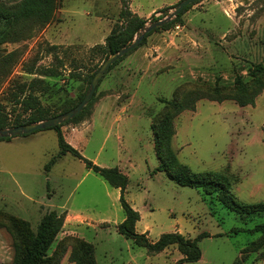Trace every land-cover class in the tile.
<instances>
[{
    "label": "rangeland",
    "instance_id": "374dc122",
    "mask_svg": "<svg viewBox=\"0 0 264 264\" xmlns=\"http://www.w3.org/2000/svg\"><path fill=\"white\" fill-rule=\"evenodd\" d=\"M22 1L0 0V5ZM180 1L128 0V6L150 26ZM122 9V0H59L53 21L29 25L25 39L3 45L6 53L19 54L9 73L0 74V105L9 118L20 112L12 102L17 86L35 79L49 84L36 93L45 108L60 114L78 104L90 88L89 76L109 57L99 47L120 25ZM53 46L58 50L51 52ZM260 63L264 0H202L107 72L90 115L61 128L84 158L128 177L125 199L141 217L137 233L151 242L167 233L199 240L202 258L192 264H264L261 235L228 236L264 220L242 224L221 203L205 202L201 189L179 186L158 172L153 126L173 101L216 87L229 93L236 77H247ZM44 69L55 70L57 77L41 75ZM174 123L173 148L183 164L197 173L227 176L241 204L264 203V94L246 107L204 99ZM34 135L0 141V264H13L15 244L35 236L51 213L61 225L45 264H78L85 257L87 264H180L185 255L178 246L150 253L119 233L126 218L121 190L85 162L67 154L47 169L60 152L55 130Z\"/></svg>",
    "mask_w": 264,
    "mask_h": 264
},
{
    "label": "trees",
    "instance_id": "16d2710c",
    "mask_svg": "<svg viewBox=\"0 0 264 264\" xmlns=\"http://www.w3.org/2000/svg\"><path fill=\"white\" fill-rule=\"evenodd\" d=\"M58 3L59 0H23L13 6L0 5V74H8V70L17 63L19 57V54L16 52L6 53L2 49V46L8 42L25 39L29 25L44 26L53 21ZM122 3L123 9L120 15V25L115 27L107 37L106 45L99 47L105 56L117 53L128 45L138 31L147 24V20L130 10L128 0H122ZM195 4L187 7L171 24L150 32L138 48L144 46L147 38L153 33L161 29H168L180 22L183 14L189 11ZM49 50L55 52L58 50V47L53 46ZM124 59L125 57L113 65L110 70ZM29 72L33 73L34 69H29ZM41 75L50 78L57 77L58 72L44 69L41 71ZM94 75L89 76L88 84L91 83ZM49 88L48 82L43 79H35L30 84L18 85L12 102L16 110L19 109L20 112L17 113L18 115L14 119H10L9 114L5 112V107L0 105V129L35 124L64 114L74 109L86 96V94H82L78 104L66 108L58 114L45 108L36 95L38 92H46ZM262 94H264V63L253 66L249 70L247 77L243 75L236 77L235 88L229 93H224L221 88L216 87L211 93H190L181 100L173 101L168 104V111L161 121L155 124L152 129L154 133V151L159 162L157 171L166 173L167 177L179 186L201 189L205 202L212 207L215 206V202L221 203L222 207L233 213L242 224L254 222L256 219L264 220V203L241 204L233 195V185L227 176L213 172L197 173L192 171L189 166L183 164L173 148V139L176 136L174 118L186 111L195 112L196 104L204 99L217 103L234 101L240 107H246L255 106L256 99ZM97 99L98 96L95 94L91 103L75 119L55 128L47 129L57 132L60 148L59 156L51 160L47 169L51 168L59 158L67 154H71L75 158L85 162L89 170L98 174L112 187L121 190L120 203L126 215L124 222L118 229L121 235L127 239H132L137 246L145 248L150 253H162L168 247L176 245L185 255V258L179 262L180 264L199 262L202 258V251L198 244L199 240L188 239L180 233H167L161 235L158 241L151 242L146 233H137L136 225L141 217L139 212L133 209L125 199V192L129 182L128 177L119 168H101L95 165L66 142L61 128L68 124H78L84 121L90 115V108ZM16 110L14 109V112ZM40 132L43 131H38L31 135ZM12 139L14 138L1 139L0 141H11ZM60 225L61 221L56 213L45 216L35 236H28L22 244H15L13 264H45L48 262V252ZM241 232H248L251 235L259 234L264 238V221L255 224L252 229L235 228L232 234H228V236L233 237V235H238ZM88 260L85 257L84 261L81 260L78 264H87Z\"/></svg>",
    "mask_w": 264,
    "mask_h": 264
},
{
    "label": "water",
    "instance_id": "95a60500",
    "mask_svg": "<svg viewBox=\"0 0 264 264\" xmlns=\"http://www.w3.org/2000/svg\"><path fill=\"white\" fill-rule=\"evenodd\" d=\"M198 1H201V0H182L180 1L178 5L172 8L171 11L165 12L166 16L164 19L153 22L151 23L150 26L145 25L143 28L140 29V31H138L136 36L132 39V41L128 45L123 47L117 53L109 55L105 63L101 66L98 72L94 75L90 83V88L85 98L74 109L64 114L58 115L56 117L50 118L48 120H45L39 123L24 125V126H19V127L0 129V140L7 139V138H17V137L27 136L35 132H38V131H44L47 129L55 128L59 125L68 123L71 120L78 117L84 111V109L91 103V101L93 100L95 96L98 85L100 84L101 80L104 78L106 73L111 69L113 65H115L122 58L129 55L131 52L135 51L139 47L143 39L150 32L154 31L157 28H162L168 25L170 22H173L187 7L197 3Z\"/></svg>",
    "mask_w": 264,
    "mask_h": 264
},
{
    "label": "crops",
    "instance_id": "0c3cea01",
    "mask_svg": "<svg viewBox=\"0 0 264 264\" xmlns=\"http://www.w3.org/2000/svg\"><path fill=\"white\" fill-rule=\"evenodd\" d=\"M65 130H66V129H62L63 134H65ZM66 134H67L68 136L70 135L71 138H73L74 135H75V133L69 134V131H67ZM32 136H35V135H32ZM17 138H19V137H17ZM17 138H14V139H12V141H9V144H11V143L14 142L15 140H17ZM24 138H25V137H24ZM27 138H31V137H27ZM27 138H26V139H27ZM67 138H68V137H66V139H67ZM67 140H68V139H67ZM68 142H69V144H72V141L69 140ZM120 192H121V191H120ZM120 195H121V193H120Z\"/></svg>",
    "mask_w": 264,
    "mask_h": 264
}]
</instances>
